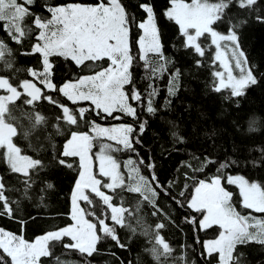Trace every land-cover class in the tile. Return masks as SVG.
I'll use <instances>...</instances> for the list:
<instances>
[{
  "label": "snow or ice",
  "instance_id": "snow-or-ice-1",
  "mask_svg": "<svg viewBox=\"0 0 264 264\" xmlns=\"http://www.w3.org/2000/svg\"><path fill=\"white\" fill-rule=\"evenodd\" d=\"M34 2L35 0H0V21L6 22L4 30L9 39L25 49L24 55H37L38 63L42 65V71L38 68H28V75L39 80L50 91L59 92L73 104L88 101L93 107L70 109L52 96L42 94L33 80L24 79L14 84L11 76L0 72V90L4 93L0 94V149L4 150L0 157L12 174L23 177L22 189L13 188L11 191L31 200L30 190L36 183L33 175L38 176L45 168L42 159L22 154L23 149L13 140L18 135V128L10 122L15 117L12 116L9 105L22 97H26L24 103L27 105L44 99L61 109L62 114L57 116L58 123L54 127L57 134L64 136V142L62 149L53 156V160L69 169L75 167L71 159L79 160L78 177L71 194L72 223L47 231L31 242L26 240L23 234L17 235L0 229V250L11 259V264H42V257L54 256L57 244H61L65 250H75L89 257L98 251V243L105 238H110L119 247L125 248L126 245L118 235L117 226L135 233L136 229L128 219L136 218L144 201L152 205L153 216H159L162 211L155 198L158 196L157 189L163 188V185L159 183L154 171L149 177H145L137 163L129 157L123 163V168L127 171L126 180L121 171V164L111 154L121 151L137 153L135 145L141 143L139 137L143 135L146 124L139 121L138 110L130 101L144 105L149 114L154 115L157 111L153 106L157 91L151 85L149 88L152 90L147 94L146 103L135 88L130 95L125 91V86L132 83L130 68L134 57L131 54L130 32L133 26L140 33L136 44L139 48L138 58L144 62L145 69L150 70L153 76L163 74L167 70L168 61L164 56V45L152 4L147 0L139 3L138 7L145 14V18L137 22L134 15L129 16L122 0L51 5L46 7L50 18L32 12L30 6ZM260 2L261 0H169L170 7L163 15L178 26L182 46L199 57H204L206 53L205 46L200 42L201 37L209 39V46L215 47L213 61H218L222 70L212 73L215 78L212 88L218 93L230 90L232 97H238L244 94V89L250 84L257 83L245 53L240 48L236 31L247 21L233 22L231 18L226 20V17L227 10L235 5L241 12L247 10L248 16H255L257 22L264 23V9L257 7ZM27 17L32 18L30 26L24 24ZM225 20L228 24L226 33L216 30L214 25ZM33 37L34 42L31 39ZM26 38H29L27 45ZM228 53L231 54L230 60L226 59ZM149 54L159 57L162 63L153 66ZM13 55L9 45L0 40V64L6 69L19 71L14 69ZM52 57L70 60L78 68L87 67L91 74L78 75L75 81H65L62 86H57L52 82ZM104 60L109 62L106 67L98 63ZM195 63L200 66L201 61L196 60ZM234 70L239 74H234ZM178 76L177 69L168 87L169 96L175 95L172 84ZM20 89H23V92ZM92 110H95L97 117L103 114L113 120L121 118L116 113L132 117L138 122V130L136 126L127 123L101 126L94 120H89L88 113ZM259 119L260 117L251 118L250 123ZM34 120L35 124L39 125L44 122V117L36 114ZM59 121L68 126L67 132L62 130ZM82 124L87 131L73 130V126L80 129ZM171 135L178 144L184 142L178 131H173ZM28 136L29 131H25V139ZM47 139L51 140V136ZM98 140H107L114 144L100 143L99 151L93 158V148ZM29 146H32L31 143ZM53 147L55 148L54 144ZM94 162H98L99 176L103 177V180L97 178L93 171ZM144 164V159L140 158L139 165ZM228 166L227 162L222 163L217 171ZM146 167L153 170L154 164H147ZM222 179L226 180L227 185H235L239 189L243 209L264 213V186L249 182L241 175H217L212 177L210 182L201 179L194 184L190 199L185 197L184 192H181L180 196L185 199H173L180 207L186 204L188 209L201 214L202 218L198 221L195 217H186L187 223L197 224L198 229L202 231L214 227L218 229L215 238L202 244L203 252L208 257L215 254L216 264H239L243 253L236 255L238 246L250 243L264 245V218L253 217L251 213L241 214L233 204V193L223 186ZM46 187L52 188L53 185L48 183ZM185 187L187 188V185ZM8 190L0 177V216L15 218L12 205L18 206L19 199L10 200L6 194ZM123 192L139 194L142 200L137 201L134 209H130L125 206L124 196L121 195ZM165 194H168L167 190ZM117 197L120 200L119 205L115 203ZM43 199L44 197L40 196V200ZM81 202L87 207H82ZM109 219L111 225L106 222ZM19 223L23 228L25 221L21 219ZM137 223L142 221L138 219ZM165 227L164 223L155 224L150 237L154 243L147 251L156 259L160 256L169 257L174 251L160 235V230ZM149 231L146 228L143 234L149 235ZM65 238L69 242H65ZM175 259L177 264H186L184 255ZM56 261L57 264H65L59 257H56ZM0 264H7L2 256Z\"/></svg>",
  "mask_w": 264,
  "mask_h": 264
},
{
  "label": "trees",
  "instance_id": "trees-1",
  "mask_svg": "<svg viewBox=\"0 0 264 264\" xmlns=\"http://www.w3.org/2000/svg\"><path fill=\"white\" fill-rule=\"evenodd\" d=\"M95 2L98 0H35L30 7L32 12L50 18V14L46 11L47 6ZM141 2L143 0H122L129 16L134 15L137 22L145 18V14L138 7ZM147 2L152 4L157 16L164 56L168 61L167 70L163 74L153 76L150 70L145 69L144 62L138 58L139 48L136 44L140 33L133 26L130 32L131 54L134 57L130 68L132 83L125 86V91L130 95L135 88L146 103L148 92L155 88L157 95L153 100V106L157 111L154 115L149 114L144 105L130 101L138 110L139 121L146 124L143 135L139 137L141 143L135 145L138 155L128 151L111 154L121 164V170L126 175L127 171L123 168V163L129 157L137 163L141 174L145 177H149L154 171L159 183L163 185V188L157 189L158 196L155 198L162 211L159 216H153L152 205L144 201L136 218L128 219L136 229L135 233L117 226L118 235L121 242L126 245L125 248L119 247L110 238H105L98 243V251L89 257L75 250H65L61 244H57L54 248V256L42 257V264H57L56 257L65 264H177L175 258L180 255H184L186 264H209V261L211 264H216L215 254L213 257H208L203 252L202 244L206 240L215 238L218 229L214 227L202 231L198 229L197 224L187 223L186 217H195L198 221L202 218L201 214L188 209L186 204L180 207L173 198L190 199L195 183L201 179L210 182L211 178L217 175L222 177L241 175L249 182H257L264 186V23L257 22L255 16H248L247 10L241 12L235 5L227 10L226 20L231 18L233 22L247 21L236 31L240 48L245 53L248 66L257 81L256 84H250L245 88L243 95L232 97L230 90H222L218 93L212 88L215 82L212 73L220 70V67L218 62L213 61V47L209 46L210 40L206 37L200 39L206 48L204 57H199L193 51L185 49L181 43L182 37L179 35L178 26L163 15L170 7L169 0H147ZM257 7L264 9V0H261ZM31 20V17H27L24 24L30 26ZM226 20L214 25L216 30L226 33L228 28ZM5 24L6 22L0 21V40L5 41L13 50L14 69L19 71L6 69L0 64V72L11 76L14 84L24 79L33 80L42 94L52 96L70 109L93 107L88 101L73 104L59 92L46 89L39 81L29 76L26 71L28 68H38L42 71V65L38 63L39 57L24 55L25 49L9 39L4 30ZM31 39L34 42V37ZM28 42L29 38H26L25 45ZM50 59L54 65L52 82L57 86H62L65 81H75L78 75L91 74V70L87 67L78 68L72 61L62 57ZM149 60L153 66L162 63L154 54H149ZM196 60L201 61L200 66L196 65ZM98 63L106 67L109 62L104 60ZM177 69L179 76L172 84L175 95L169 96L168 87ZM149 85L152 88H149ZM20 91L23 92V89ZM0 94H4L3 90H0ZM25 98L22 97L9 105L12 116L15 117L10 122L18 128V135L13 140L23 149L22 154L42 159L45 168L38 176L33 175L36 183L30 190L32 199L28 200L19 193L11 191L13 188L22 189L23 177L12 174L0 157V177L9 189L6 194L10 200L19 199L18 206L12 205L15 218L0 216V229L17 235L23 234L24 238L31 242L47 231L72 223L71 194L78 177L79 160L71 159L75 166L73 169L61 166L53 160V156L62 149L64 142V136L57 134L54 127L58 123L57 116L62 114L61 109L44 99L37 100L33 105H27L24 103ZM36 114L44 117V122L39 125L35 124ZM116 115L121 118L113 120L103 114L97 117L95 110H92L88 113V118L104 127L127 123L136 126L138 130V122L132 117L124 116L122 113ZM254 117L260 119L250 123L251 118ZM59 123L62 130L67 132L68 126L63 121ZM73 130L87 131V128L82 124L80 129H75L73 126ZM25 131H29L27 139L24 137ZM173 131H178L183 136V143L176 142L171 135ZM49 136L51 140L47 139ZM98 148L99 145L95 144L93 156ZM3 151L0 149V153ZM140 158L144 159V165H139ZM226 162L229 166L218 172L220 164ZM147 164H154V169L149 170ZM94 171L97 178L104 179L99 176L96 165ZM48 183L53 187L47 188ZM222 184L233 193V204L241 214L251 213L253 217L264 218V213H255L242 208L239 189L235 185H227L226 180L223 179ZM102 190L111 194L106 189ZM181 192L185 193V197L180 196ZM121 195L124 196L125 206L130 209H134L137 201L142 200L139 194L123 192ZM40 196L44 197L43 201L40 200ZM115 203L119 205L118 197ZM81 206L86 207L83 202ZM21 219L25 221L23 228L19 223ZM138 219L142 223H137ZM107 223L111 225L109 220ZM157 223L166 225L160 230V235L174 250L169 257L160 256L156 259L150 251H147L153 246L154 241L150 237ZM146 228L150 230L149 235L143 234ZM65 242H69L67 238ZM240 253H243V256L240 257L239 264H264V245L257 243L241 245L238 246L236 255ZM0 256L4 257L7 264H11L10 258L2 250Z\"/></svg>",
  "mask_w": 264,
  "mask_h": 264
},
{
  "label": "rangeland",
  "instance_id": "rangeland-1",
  "mask_svg": "<svg viewBox=\"0 0 264 264\" xmlns=\"http://www.w3.org/2000/svg\"><path fill=\"white\" fill-rule=\"evenodd\" d=\"M160 31V30H159ZM160 34H161V32H160ZM161 38H162V35H161ZM213 47V57H214V55H215V47L214 46H212ZM230 57H231V54L230 53H228L227 54V56H226V59H228V60H230ZM216 62H218V61H216ZM219 63V62H218ZM234 63V62H233ZM220 70H222V69H220ZM234 74H236V75H238L239 73H238V71H235L234 70ZM37 81H39V80H37ZM40 82V81H39ZM42 84V83H41ZM43 86H44V84H42ZM45 87V86H44ZM46 88V87H45ZM46 89H48V88H46ZM113 143L114 144V142H111V141H107V140H98V141H96L95 142V144H100V143ZM99 151V148H98V150L96 151V152H98ZM95 152V153H96ZM93 158H94V156H93ZM94 165H96V167H97V169H98V173H99V166H98V162H94ZM93 171H94V166H93ZM122 171V170H121ZM95 172V171H94ZM124 173V172H123ZM124 175H125V177H126V180H127V175L124 173ZM84 206V205H83ZM86 207H87V205H86ZM109 215H110V213H109ZM89 219H91L90 217H89ZM109 221H110V219H109ZM107 222V221H106ZM111 222V221H110ZM102 235V234H101ZM11 260V259H10Z\"/></svg>",
  "mask_w": 264,
  "mask_h": 264
}]
</instances>
